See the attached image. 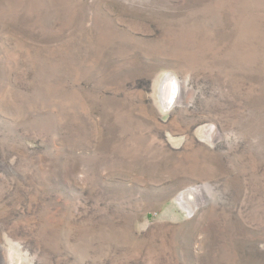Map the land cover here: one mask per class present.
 I'll use <instances>...</instances> for the list:
<instances>
[{"label":"rangeland","instance_id":"obj_1","mask_svg":"<svg viewBox=\"0 0 264 264\" xmlns=\"http://www.w3.org/2000/svg\"><path fill=\"white\" fill-rule=\"evenodd\" d=\"M0 264H264V0H0Z\"/></svg>","mask_w":264,"mask_h":264},{"label":"bare ground","instance_id":"obj_2","mask_svg":"<svg viewBox=\"0 0 264 264\" xmlns=\"http://www.w3.org/2000/svg\"><path fill=\"white\" fill-rule=\"evenodd\" d=\"M169 83H171V82L168 81V82L166 83V85H165V90H164V96H165V97H166V95H167V93H168V88L170 87V86H169ZM178 98H179V97H178ZM185 196H186V195H185Z\"/></svg>","mask_w":264,"mask_h":264}]
</instances>
